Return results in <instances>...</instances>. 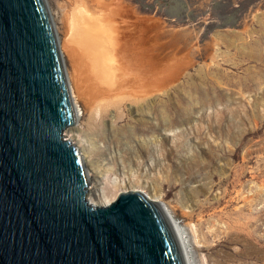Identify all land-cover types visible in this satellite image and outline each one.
<instances>
[{
	"label": "rangeland",
	"instance_id": "rangeland-1",
	"mask_svg": "<svg viewBox=\"0 0 264 264\" xmlns=\"http://www.w3.org/2000/svg\"><path fill=\"white\" fill-rule=\"evenodd\" d=\"M75 1L45 0L79 109L71 141L96 146L87 200L141 191L184 227L194 264H264V0H84L124 49L118 81L136 87L96 118Z\"/></svg>",
	"mask_w": 264,
	"mask_h": 264
},
{
	"label": "water",
	"instance_id": "water-1",
	"mask_svg": "<svg viewBox=\"0 0 264 264\" xmlns=\"http://www.w3.org/2000/svg\"><path fill=\"white\" fill-rule=\"evenodd\" d=\"M74 121L45 0H0V264H186L160 202L87 201Z\"/></svg>",
	"mask_w": 264,
	"mask_h": 264
},
{
	"label": "bare ground",
	"instance_id": "bare-ground-1",
	"mask_svg": "<svg viewBox=\"0 0 264 264\" xmlns=\"http://www.w3.org/2000/svg\"><path fill=\"white\" fill-rule=\"evenodd\" d=\"M74 4H75V8H74V11H72L73 12L72 13V27H73V31H74V37H75V41L77 42L79 48L83 50L85 57L87 58L86 63L88 65L87 64H85V65H87L86 67H88V68L85 67L86 70L83 68V71L84 70H85V72L88 71L87 73L89 74V78L91 81L90 84L92 86L91 87L89 85L90 93H88V94L90 97L89 98L90 101H88V103H86V104H88V107H90V112L92 113L93 118H96V116L98 114H99V117H102L104 115V112L106 110H108L107 108H109V107L118 108L120 103L123 101L124 96L121 97L120 95H117V94H120L118 92H120V91H123L125 93L128 92V94H126L127 96L125 97V98H128L129 95L132 94V92H136V90L134 91V89H136V87L134 85V82L129 83L126 81L127 83H129V84H127L125 82V80H123V79L121 82L118 81V79L120 78V75L124 72L121 65L126 63V61L125 62L123 61V63L120 65V62L118 59V56H120V55L118 53H120L121 49H123V48L120 49V52L118 50L119 48L115 49L116 48L115 47L116 41L114 39L115 35H113V34L110 35V32H108L109 29L108 28H107L108 30L106 29V27L103 23V20H101L97 16L98 14H95L94 12L91 11V9L88 7L87 3L84 0H76ZM99 16H100V14H99ZM112 33H114V32L112 31ZM116 39H117V37H116ZM118 39H121V36ZM57 40H58V38H57ZM121 53H123V52H121ZM123 55H124V53L122 54V56ZM122 58H123L122 60H124V57H122ZM83 60H85V59H83ZM127 61H128V59H127ZM126 64H128V63H126ZM82 65H84V64H82ZM132 69H134V68H132ZM127 70H129V69H127ZM84 75H85V73L83 74V76ZM86 76L87 75H85L84 77H86ZM84 79H87V78H84ZM88 80H86V81H88ZM67 84H68V89H69V93L71 96L73 111L75 114V121H77L79 109H78L77 104L73 100V97H72L73 94L71 95V87H70L68 81H67ZM97 85H100L103 87L99 88ZM129 100H131V99H129ZM88 110H89V108H88ZM75 121H74V124H75ZM74 124L69 126L70 128L69 127H67L68 129L66 128L67 132L69 134L68 139L70 141L72 138H75V137L77 138L80 135L79 130L76 128V125H74ZM81 138H83V137H81ZM77 142H79V141H77ZM80 142H81V140H80ZM82 142H84V145L81 144L82 147L80 146L77 148V146L75 144L74 145L76 146V148L78 150V153H79L80 158L82 160V165H83L84 170L86 172V175L88 177L89 173L85 169V164H86L85 162H88V159H85L84 156H89V153L92 154L96 150V148H95L96 146L90 139L86 140L83 138ZM85 143H87V144L85 145ZM92 162L94 163L95 161L91 160L90 161L91 164H86V166L87 165L92 166ZM101 163H103V162H101ZM100 166L102 168V166H104V164L100 165ZM100 166L96 163L94 165V168H93L96 170L97 174H99V176H96V180L94 181V184L98 188V189L96 188L97 190L95 191L94 194L96 196L101 195V197H102V191H103L102 179H103L104 175L107 173L104 174L103 172H105V171H103V170H102L103 172L100 171L101 170V169H99ZM107 167H109V166H107ZM108 171H110V170H108ZM113 182H115V180ZM88 191H89V189H88ZM149 199H151V198H149ZM152 200L157 201L156 199H153V198H152ZM87 201L92 204V202H90L89 199ZM106 203H108V202H103V203H100L99 205H104ZM171 220H172V225H173L174 231H175V233L178 237L179 243L181 245V249L183 252L185 263L186 264H194V261H193L192 255H191L192 253H190V249L188 247V242H187V239H186L185 234H184L185 233L184 227L179 224L178 220L173 219V218H171Z\"/></svg>",
	"mask_w": 264,
	"mask_h": 264
}]
</instances>
